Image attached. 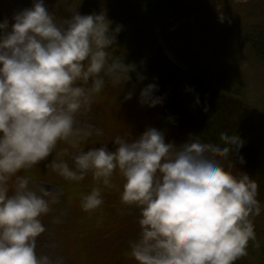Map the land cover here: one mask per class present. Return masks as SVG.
<instances>
[{
    "label": "clouds",
    "instance_id": "9594fccd",
    "mask_svg": "<svg viewBox=\"0 0 264 264\" xmlns=\"http://www.w3.org/2000/svg\"><path fill=\"white\" fill-rule=\"evenodd\" d=\"M111 25L104 13H75L58 25L44 0L14 14L10 28L7 19L0 22V264H48L37 255L36 239L46 231L40 217L49 201L20 173L69 140L77 114L90 111L107 84L121 90L131 81L136 65L112 52L122 25ZM144 79L137 74L138 82ZM157 90L148 84L139 103L161 104ZM220 140L192 136L177 146L149 127L137 138L117 136L114 151L79 150L72 166L60 159L47 167L75 182L92 174L95 186L80 197L89 213L101 209L103 190L119 171L122 203L140 212L139 237L130 242L136 264H235L256 240L253 218L262 206L258 183L223 163L244 141L229 130ZM71 146L78 148L75 141Z\"/></svg>",
    "mask_w": 264,
    "mask_h": 264
},
{
    "label": "rangeland",
    "instance_id": "374dc122",
    "mask_svg": "<svg viewBox=\"0 0 264 264\" xmlns=\"http://www.w3.org/2000/svg\"><path fill=\"white\" fill-rule=\"evenodd\" d=\"M82 1L44 0V3L54 16L57 24L60 25L63 20L71 18L73 14L78 12L77 10H80ZM199 1V4L193 5L191 8V12H189L190 20L186 24L191 29V38L195 41L198 38V43H200L198 46L203 51L207 64L212 65V67H216V63L219 64V67L227 66L230 62V54L226 50H231L230 48L226 49L228 46L226 40L229 36L222 37L223 32L220 30L229 27L233 23V12L235 9L238 10L237 7L229 8V5L233 3L235 5L243 4V12L246 13L245 10L253 7L256 0ZM33 2L34 0H0V17L8 14L7 20L10 28L13 15L32 7ZM259 12L260 17L263 16L264 12ZM146 20L142 19L141 26L145 29V32L134 43V48L141 49L143 55L152 54V49L161 48L166 59H169L178 69L184 71L179 61L166 50L167 47L162 40V33L155 20ZM195 37L197 38L195 39ZM219 49L224 51L221 53L217 51ZM214 61L216 62L214 63ZM234 61L236 62V59ZM261 67L257 65L248 68L244 65V70H240L241 77L235 78L234 84H240V93H243L246 98L251 100V103L256 105L252 110V115L257 117L259 127L253 135L255 138L253 141L256 145L255 152L259 164L255 166L256 168H250L249 171L252 175H248L259 185L257 199L261 202L262 211L259 216L253 218V222L257 224V229L260 231L259 235L264 237V135L262 134L264 118L260 115V112L264 113V96L262 97L264 84L260 79L262 76ZM234 88V85H231V88L229 87V89ZM229 91L231 92V90ZM127 93L126 91L120 92L119 87L107 85L96 97L90 111H82L77 114V123L69 140L59 141L53 154L45 161L40 162L37 167L34 166L24 171L29 172L27 174L21 173V175L31 177V187L38 195L49 201V212L40 217L46 231L36 239L37 255L47 257L48 264H136L130 257V242L139 237L140 226L138 220L140 212L135 206L124 205L126 208L131 207L130 213L136 211L132 218H128L123 214L125 213L124 207L120 209L121 203H119L117 197L120 198L121 195L118 192H123L124 180L119 171L117 170L113 175V187L104 188L103 192V195L107 193L104 196V204L106 202L113 204L109 209L110 216H108V219L111 217L112 221L106 224L103 221L97 222L98 211L102 209L104 211V205L100 210L91 213L85 212L80 206V198L76 196L78 193H89L95 186L91 173L83 181L75 182L66 180L50 167H47L52 160L58 162L60 159L65 160L72 166V157L79 150L87 152L92 148L107 146L109 151H114L113 141L117 136L137 138L149 127L163 131L166 141L170 142L169 136L172 134V128L165 127L166 125L163 123L164 120H162L160 114L155 116V119H145L147 112H140L141 109L133 99L125 101ZM104 98H106V102L103 101ZM260 98L262 101H260ZM138 104L140 105V103ZM72 141L78 144V148L71 146ZM90 141L92 142L85 148L79 146L86 145ZM65 149L67 154L62 155ZM223 163L225 168L230 169L234 175L248 171V169L243 170L236 162L224 160ZM65 189L68 192H65ZM69 192V198H67L66 194ZM69 201L73 203L69 204ZM76 218L77 223H75ZM85 220L90 221L92 224L86 223ZM123 225L125 228L122 229ZM252 242L255 243L256 241ZM251 245V241H249L247 247L249 259L259 263L258 251H256V248H252Z\"/></svg>",
    "mask_w": 264,
    "mask_h": 264
},
{
    "label": "trees",
    "instance_id": "16d2710c",
    "mask_svg": "<svg viewBox=\"0 0 264 264\" xmlns=\"http://www.w3.org/2000/svg\"><path fill=\"white\" fill-rule=\"evenodd\" d=\"M199 3V0H83L80 10L76 13L80 15L104 13L112 22V29L122 25V31L116 38L112 52L116 56L123 57L126 64H135L137 71L130 73L131 81L126 83L120 92L134 91L132 99L141 109L140 112H147L145 119H155V116L160 114L165 127L172 128L170 142L177 146L187 142L192 136H199L203 142L221 143L223 141L220 140V133L229 130L244 141V146L236 155L234 152L230 153L225 161L236 162L243 170L248 169L247 174L252 175L249 169L256 168L255 166L259 164L255 152L256 145L253 141L255 140L253 135L259 127L257 117L252 115L256 105L240 93V84L235 85L234 80L241 77L240 70H244V65L248 68L260 65L262 66L260 79L264 84V14L260 17L259 12H264V0H256L253 7L245 10L246 13L243 12V4L229 5V8L237 7L238 10L235 9L233 12V23L220 30L223 32L222 37L229 36L226 40L228 44L226 49H231L226 50L230 54V62L224 67H219L218 63L215 64L216 67H212L205 62L207 59L198 46L200 45L198 38L195 37L196 41L192 39L191 29L186 26L190 20L191 8ZM7 16L8 14L1 16L0 22L7 19ZM143 18L155 20L162 33L166 50L179 61L184 71L166 59L161 48L152 49V54L148 55H143L141 49L134 48V43L145 32L141 26ZM217 51L222 53L224 50ZM137 74L145 77L143 82H138ZM148 84H156L158 90L154 95L162 98V103L154 108L138 104L140 92ZM231 85L235 88L229 89ZM103 101L106 102V98ZM260 101H262L261 98ZM260 115L264 118L263 112H260ZM262 134L264 135V128H262ZM91 142L79 146L85 148ZM241 156L244 163H240ZM65 192L68 191L65 189ZM69 194L70 192L66 194L67 198ZM82 194L78 193L76 196L80 198ZM106 194L103 195V199ZM117 198L121 203L120 209L124 207L123 214L132 218L136 211L130 213L131 207L124 206L121 195ZM72 203L69 201V204ZM103 205L105 209L98 211V221L109 224L112 221L111 217L108 219L109 209L113 204L106 202ZM85 222L90 225L93 223L92 220V223L87 220ZM123 228H125L124 225ZM254 231L256 242L251 241V247L257 249L260 256L259 263L249 259L247 253L246 256L235 261V264H264V237L259 235L260 231L256 223H254Z\"/></svg>",
    "mask_w": 264,
    "mask_h": 264
}]
</instances>
